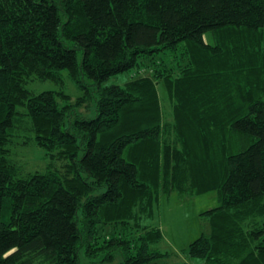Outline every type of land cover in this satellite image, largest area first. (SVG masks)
Instances as JSON below:
<instances>
[{"label":"trees","instance_id":"trees-1","mask_svg":"<svg viewBox=\"0 0 264 264\" xmlns=\"http://www.w3.org/2000/svg\"><path fill=\"white\" fill-rule=\"evenodd\" d=\"M66 76L95 116L29 85ZM32 143L65 169H28ZM172 190L219 202L181 264H264V0H0V264H168Z\"/></svg>","mask_w":264,"mask_h":264},{"label":"rangeland","instance_id":"rangeland-1","mask_svg":"<svg viewBox=\"0 0 264 264\" xmlns=\"http://www.w3.org/2000/svg\"><path fill=\"white\" fill-rule=\"evenodd\" d=\"M204 41L207 43H214L215 37L211 31L204 34ZM80 57V54H78ZM150 62L149 58H143L141 66H137L128 72H122L117 75L108 77L103 84L109 83H123L125 80L131 79L135 76H142L151 74L152 69L148 67ZM168 65L170 64L167 62ZM174 65V64H173ZM86 83L89 84L88 88L93 94L96 92L95 85H92L91 80L86 78ZM63 87L59 88L58 84L49 80H36L31 81L30 86L34 90L41 89H55L61 90L63 96L58 97L60 104L68 102L74 104L75 112L84 117H93L96 114L95 98L83 92L76 84L67 78L64 79ZM59 88V89H58ZM157 88L160 94V100L163 105L164 113L167 119H172V103L169 100L165 85L159 81ZM82 98V99H80ZM18 158L27 163L28 169H42L48 163L56 165L60 171L65 169L64 165L66 160L55 155L49 156L45 149L39 145L32 143V145L16 147L14 149ZM217 191L204 192L203 194H185L179 193L175 190L170 191V194H163L159 198L158 207L155 211V218L152 219L153 223L162 228L163 239L158 244L161 250H169L172 255L165 258L168 264H181L184 259H187L185 249L187 245L195 240V238L203 231L209 229L207 220L202 214L205 209L216 206L218 204ZM104 234H110L114 231L112 226L105 225L100 229ZM121 260L120 255L117 253L112 261H105L101 264H119ZM189 264H192L189 262Z\"/></svg>","mask_w":264,"mask_h":264}]
</instances>
